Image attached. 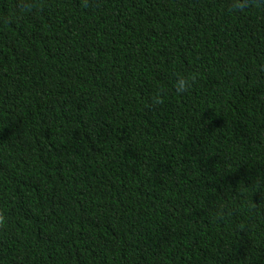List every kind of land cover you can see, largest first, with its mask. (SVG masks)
I'll use <instances>...</instances> for the list:
<instances>
[{
    "label": "trees",
    "instance_id": "16d2710c",
    "mask_svg": "<svg viewBox=\"0 0 264 264\" xmlns=\"http://www.w3.org/2000/svg\"><path fill=\"white\" fill-rule=\"evenodd\" d=\"M229 3L0 0V264H264V0Z\"/></svg>",
    "mask_w": 264,
    "mask_h": 264
},
{
    "label": "clouds",
    "instance_id": "9594fccd",
    "mask_svg": "<svg viewBox=\"0 0 264 264\" xmlns=\"http://www.w3.org/2000/svg\"><path fill=\"white\" fill-rule=\"evenodd\" d=\"M252 6L253 0H230V3L226 5L228 10L232 13L244 12ZM194 79L195 78L191 75L177 73L171 82V88L174 90V94L176 96H183L187 94L193 85ZM167 91L168 89L164 86H157L150 97V104L153 106L163 104L166 100ZM230 216L231 209L226 203H220V207L212 213L211 218L213 220H223L225 217ZM6 223V217L4 215H0V227L5 226ZM239 227H243V224L239 225Z\"/></svg>",
    "mask_w": 264,
    "mask_h": 264
}]
</instances>
